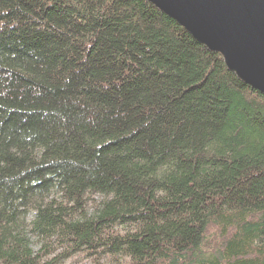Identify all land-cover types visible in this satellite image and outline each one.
Wrapping results in <instances>:
<instances>
[{
	"label": "trees",
	"instance_id": "obj_1",
	"mask_svg": "<svg viewBox=\"0 0 264 264\" xmlns=\"http://www.w3.org/2000/svg\"><path fill=\"white\" fill-rule=\"evenodd\" d=\"M264 264V95L147 0H0V264Z\"/></svg>",
	"mask_w": 264,
	"mask_h": 264
},
{
	"label": "water",
	"instance_id": "obj_2",
	"mask_svg": "<svg viewBox=\"0 0 264 264\" xmlns=\"http://www.w3.org/2000/svg\"><path fill=\"white\" fill-rule=\"evenodd\" d=\"M264 95V0H147Z\"/></svg>",
	"mask_w": 264,
	"mask_h": 264
},
{
	"label": "rangeland",
	"instance_id": "obj_3",
	"mask_svg": "<svg viewBox=\"0 0 264 264\" xmlns=\"http://www.w3.org/2000/svg\"><path fill=\"white\" fill-rule=\"evenodd\" d=\"M62 264H89L88 262H86L84 259L82 258H76L74 260L71 261H65Z\"/></svg>",
	"mask_w": 264,
	"mask_h": 264
}]
</instances>
